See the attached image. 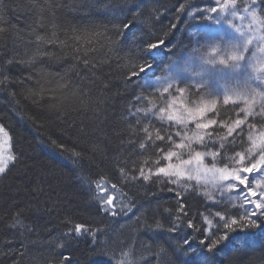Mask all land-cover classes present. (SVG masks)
<instances>
[{
  "label": "trees",
  "instance_id": "obj_1",
  "mask_svg": "<svg viewBox=\"0 0 264 264\" xmlns=\"http://www.w3.org/2000/svg\"><path fill=\"white\" fill-rule=\"evenodd\" d=\"M184 2L185 0H78L73 4L71 0H0V13L5 11L4 5L8 8V13L4 16L8 22V31L0 36V58L13 52L23 55L27 50L31 53L34 45L28 41L34 40V35L30 34V26H35L36 9L47 7L49 3L53 5L52 11L58 22L78 26L80 29L124 19L130 15L133 3L139 4L142 6L143 16L133 31L140 32L146 25H151L152 31L167 41L166 46L160 48L157 53L155 74L134 81L127 89L123 82L124 69L118 65L128 62L129 53L118 49L108 53L112 57L110 67L105 66V71L109 73L108 89L102 92L99 84L84 82L83 85L85 91L90 90L94 97H100L102 100L96 112L72 111L71 108L77 104L76 98L69 92L58 89L55 82L42 81L45 91L34 97L29 89L39 93L41 87L35 79L23 85L13 84L0 90V124L8 133L10 155L20 157L6 175L0 176V217L10 219L17 211H22L20 219L25 225L33 226L38 234L29 236L23 229L17 231L0 224V264H13L14 259L20 260L19 252H25L22 264H34V258L46 256L48 230H51V235H58L64 230L62 221L66 216H72L77 222L90 221L94 226L101 227L104 230L99 237L101 241L123 240L125 245L135 243L136 255H140L143 241L161 243L171 239L167 232L154 235L148 231L141 232L137 238L133 228L138 216L151 217L160 214L167 220L164 208L175 210L178 198L168 192L167 188L173 187L177 191L180 188L166 184L168 177L163 173L157 175L156 171L158 167H167L170 163L165 159L169 147L184 159L187 158L185 154L188 150L176 149L166 140L155 141V144L164 148V152L153 147L145 150L129 148L127 140L131 134L128 121L131 117L128 116L126 108L136 103L132 96L133 89L136 94L147 97L144 102L137 104V107L147 106L153 111V105L156 108L161 107L168 98L166 94L157 91L160 79L164 80L169 76L183 79V86H191V90L187 92L190 102H201L203 97L217 95L214 103L212 102V105L215 104V116L212 119H217L220 125L237 119V106L240 104L229 100L230 96H223L213 90L216 88L222 91L225 87L221 83L202 82L195 78V68L190 75L184 74L180 79L174 73L175 68L190 63L193 49L201 48L204 41L200 33L201 27L204 26L203 20L198 15L193 19V15L196 14L197 8H207L208 0H188L192 7L182 13L179 11V4ZM30 3L34 7L28 8L27 11L20 10L21 6L27 7ZM171 24L176 27L169 30ZM164 32H169V35L165 37ZM63 38L61 33V39ZM99 43L104 41L101 39ZM106 52L107 47H102L94 55L99 60L104 58ZM50 67L53 71L63 73L62 65L53 64ZM13 75L19 76L20 72L13 69ZM68 78L75 86H81L78 76L69 73ZM201 83L206 85L199 87ZM237 86L242 87V83ZM13 92L15 95L11 94ZM51 97H55L56 104H62L68 109L66 114H61L58 118L49 110L48 105L53 103ZM226 97L227 104L224 103ZM141 117L143 123L149 126L153 137L157 129L161 130V135L165 134L164 129L173 133L180 130V127L173 124L169 127L171 124L153 117L151 112L147 117L143 114ZM251 119L241 125L243 133H238L247 136ZM219 128L220 126L212 125L206 130L203 136L209 148L199 146L198 151L217 150L226 133ZM207 133H212L211 137ZM144 136L145 134L140 132L131 138L141 140ZM173 139L179 142L181 137L174 136ZM211 139H216V143H212ZM52 141L56 143L53 144ZM212 144L216 147H212ZM59 145H63V148ZM93 146H97L96 151H93ZM72 149L81 152L83 159L78 161L72 156ZM232 153L233 148L228 147L226 155ZM118 163L129 169L143 168L145 175H149L150 179L129 183L119 175ZM9 164L12 162L9 161ZM89 181L93 183L90 185ZM95 182L111 190V194L116 198L114 210L118 215L97 213L91 191L95 188ZM112 183L117 184L115 190L111 189ZM184 183L187 182L180 180V184ZM188 193L190 212L195 215L199 211L207 215L205 209L210 204L206 203L205 198L190 194L191 189ZM124 204H130L131 210L120 212L121 205ZM215 210L211 208V211ZM240 211L243 212L241 209ZM187 231L184 229L179 235L183 236ZM21 232L24 234L20 235ZM32 240L37 243L33 245ZM196 242L198 243V240ZM195 246L194 243L193 247ZM92 247L90 237H81L73 242L70 252L66 254L72 256L73 264H95L99 258L89 255ZM229 257L232 264H264V231L234 233L231 241L226 242V246L215 255L217 264Z\"/></svg>",
  "mask_w": 264,
  "mask_h": 264
},
{
  "label": "snow or ice",
  "instance_id": "obj_2",
  "mask_svg": "<svg viewBox=\"0 0 264 264\" xmlns=\"http://www.w3.org/2000/svg\"><path fill=\"white\" fill-rule=\"evenodd\" d=\"M71 2L74 4L78 0H71ZM31 7L34 5L30 3L27 7L21 6L20 10L27 11ZM191 7L188 0H185L184 3L179 4V11L183 13ZM4 8L5 11L0 13V36L5 35L8 31V22L4 19L8 13L7 5H4ZM52 8L53 5L49 3L47 7L41 6L36 9L35 26H30V34L34 35V40L28 41L29 44L34 45L30 54L26 50L23 55L13 52L11 55L0 58V90L7 89L13 84L23 85L35 79L41 87L39 93L29 89L30 94L34 97L45 91L41 84L42 81L55 82L58 89L69 92L72 97L76 98L77 104L71 108L72 111L96 112L102 100L100 97H94L90 90L85 91L83 85L84 82L99 84L102 92L108 89L109 73L105 71V66L110 67L112 60L108 53L117 49L126 50L129 53L128 62L118 65L124 69L123 82L126 89L132 86L134 81L146 79L150 74H155L158 64L157 53L160 48L166 46L167 41L152 31L151 25H146L140 32L133 31L140 17L143 16L141 5L133 3L130 15L124 19L92 25L87 29L58 22ZM221 12L226 15L221 16ZM240 12L245 15L239 16ZM204 13L215 14L206 17V19L216 23L227 22L235 33L239 34L232 35V39L236 43L230 45L231 54L221 56L218 61L220 65L230 69L234 76L243 77L242 92L238 95H241L246 105L240 109V112L245 116L225 125L227 136H232L237 129L243 132L241 125L246 124L248 117L255 115L264 118V64L253 63V60L259 61L264 58V0H239V3L238 0H215V6L203 10L197 8L193 19L197 15L200 18H205ZM236 18L247 20V28L236 26L234 24ZM175 27V24H171L169 30ZM36 29L43 31L38 32ZM227 31L228 29H225V32ZM250 32H259L260 34L250 35ZM61 33L63 39H61ZM168 35L169 32H164L165 37ZM101 39L104 41L102 44L99 43ZM102 47H107V52L103 59L98 60L94 54ZM201 48L204 51H201ZM201 48L193 49V53L190 55V59L192 56H198L201 61L200 71L195 75H211L218 70L215 66L217 64L216 57L222 51L220 44H205ZM53 64L62 65L63 73L51 70L50 66ZM13 69L19 71L20 75H13ZM222 70L219 69V71ZM69 73L80 78L81 86L77 87L73 84L72 80L68 78ZM164 84L166 86L158 91L171 96L173 103L178 98L177 94L182 97L184 93L191 90V86H183V79L177 80L172 76L165 77ZM202 86L203 84L199 85V87ZM11 94L15 95L14 92ZM132 96L136 103L126 108L128 116L131 117L128 121L131 135L127 140L130 149L145 150L148 147H153L164 152V148L155 144V141L166 140L176 149L188 150L187 158L184 159L169 147L165 159L171 161L173 157H177L179 163L158 167L156 171L157 175L163 173L165 177H168L166 184L176 185L180 188L179 191L173 187L167 188L168 192H172L178 198L175 210L164 208L167 220L160 214H154L151 217L138 216L136 226L133 228L137 238L141 232L148 231L154 235L167 232L171 239L161 243L143 241L140 255H136L135 243L125 245L123 240L101 241L99 237L104 232L101 227L94 226L90 221L77 222L72 216H66L62 221L64 230L58 235L53 236L51 230H48L47 255L34 258V264H73L72 256L66 253L70 252L73 242L81 237H90L93 247L89 255L99 258L95 264H150V262L151 264H217L216 253L226 246V242L231 241L234 233L250 230L264 231V130L251 131L256 129V123H248L249 146L243 151L234 150L236 140L242 139L238 133L231 140L225 137L226 143H221L216 151L201 152L193 148L192 145L196 143L208 149L209 145L204 142V136L195 131L189 136L186 129L189 122H194L195 129H208L218 123L215 119H208L207 123L197 119V116H204L205 108H184L187 116L168 114V121H174L176 125H183L184 129L176 130L174 133L164 129V135H161V130L157 129L156 135L153 137L149 126L143 123L141 114L147 117L151 112V115L156 117L157 113L148 109L147 106L137 107V104L147 99L146 96L136 94L134 89ZM257 98H259L258 103ZM50 99L53 100V103L48 105L50 111L54 112L58 118L61 114H66L68 109L64 105L56 104L55 97ZM224 103H228L227 97ZM166 111L167 109L164 107L159 108L161 114ZM160 119H164L163 115L160 116ZM140 132L145 134L143 139L131 138ZM0 133L8 135L2 124H0ZM207 135L211 137L212 133H207ZM174 136L181 137L179 142L173 139ZM52 143L55 144L56 141H52ZM121 143L123 144L124 141L122 140ZM59 146L63 148V145ZM228 146L233 147L231 156L226 155ZM2 147L3 145L0 144V149ZM212 147H216V145L212 144ZM96 150L97 146H93V151ZM71 152L78 161L83 159L81 152L75 149H72ZM206 155L211 157L208 164H205ZM19 159L20 157L15 154L5 158L3 152L0 151V176L6 175L11 170V166H14ZM9 161L12 162L11 165ZM218 165L220 166L218 167ZM117 170L119 175L129 183L150 179L149 175H145L143 168L129 169L118 163ZM182 178L188 182L195 181L196 183L195 185L180 184ZM91 183L93 182L89 181L90 185ZM209 184L215 190V195L207 189L206 186ZM116 188L117 184L112 183L111 189L115 190ZM189 189H191L190 194L205 197L210 202V206L205 209L207 215L199 211L195 215L190 212V205L187 202ZM91 191L98 214L101 212L112 216L119 214L114 210L116 198L111 194L109 188L95 182V188ZM225 192H234L239 201L232 210L223 206ZM211 208L216 210L211 211ZM240 209H243L242 213ZM130 210V204L121 205L120 212ZM21 215L22 211H17L10 219L0 217V224L17 231L23 229L29 236L38 235L33 226L23 223L20 219ZM184 229L188 230L187 233L180 236L179 233ZM24 232H21L20 235H23ZM31 243L35 245L37 241L32 240ZM194 243L195 247H193ZM25 249L27 250V246ZM118 251L119 255H117ZM18 254L20 260L14 259L13 264H22L25 252ZM219 264H232V262L229 257L225 261H219Z\"/></svg>",
  "mask_w": 264,
  "mask_h": 264
},
{
  "label": "rangeland",
  "instance_id": "obj_3",
  "mask_svg": "<svg viewBox=\"0 0 264 264\" xmlns=\"http://www.w3.org/2000/svg\"><path fill=\"white\" fill-rule=\"evenodd\" d=\"M238 3H239V0H238ZM207 5H208L207 8L210 6H215V0H208ZM214 15L215 14H213V13H204L205 18H202L204 26L201 27L200 33H202V35H203L202 39L204 40V41H202V45L211 44V43L220 44L222 51L216 57L217 64L215 66L216 69H218V70L215 71L214 73H212L211 75H207V74L203 75V76H197L195 74L194 75H195V78L200 79V81H202V82L207 81L210 83H221L225 87L222 89V91L218 90L216 88L213 90L218 92V93H222L223 96L224 95L230 96L229 100H232L235 103H237V102L240 103L237 106V118H244L245 114L240 112V109L246 107V105H245L244 100L242 99L241 95H238V93L242 92V87L237 86L238 83H240V84L242 83L243 78L234 76L231 73L230 69L225 68L223 65H220L218 63L221 56H226L228 54H231L232 49H231L230 45L232 43H236V41L232 39V35H239V34L235 33L234 29L227 22L216 23L215 21H210V20L206 19V17L214 16ZM220 15L224 16V15H226V13L221 12ZM243 15H245L243 12L239 13V16H243ZM234 24L238 27H242V28L246 29L247 25H248V21L236 18L234 20ZM254 27H256V26H254ZM225 29H228V31L225 32ZM249 34L250 35H259L260 33L259 32H250ZM201 50L204 51L203 48H201ZM189 61H190V63H188L187 65L185 64V65H182L181 67L175 68L176 72H174V73H176L178 75L179 79L181 77H184V74L190 75L192 73V70H194V68L197 69L196 72L200 71V69H198V68H200L201 61H200L198 56L192 57L191 60H189ZM253 63L264 64V58H261L259 61L253 60ZM208 67H211V66H208ZM186 69H187V71H186ZM219 69H223V70L219 71ZM250 71H251V69H250ZM228 83H230V84H228ZM157 84H158L157 91L162 89V87L166 86L164 84L163 79H160V82ZM201 84L206 85L205 83H201ZM158 92H160V91H158ZM177 95H178V98L176 99V101L174 103H173L172 97L168 96L166 102L163 105H161V107H164L167 109V111L165 113H163V114L159 113V108H161V107L153 108V111L155 110V112L157 113L156 118H158L161 121L160 116L163 115V117H164V119L162 120L163 122H168L171 125L172 124L176 125L174 121H168L167 120V115L170 113H174L176 116H180V115L187 116V112L184 111V108H193V109L205 108L206 111L204 113V116L203 117L197 116V119L200 122L207 123L208 119H210V118L212 119V117L215 116L214 111H213L215 104L212 105V102L214 103L215 99L217 98L216 97L217 95L211 96L209 98L203 97L204 99H202L201 102L200 101L199 102H194V101L190 102L187 92L184 93L182 97H180L179 94H177ZM258 102H259V98H257V103ZM252 117H248L247 121H249V119H251ZM215 120H217V119H215ZM256 120H258V121H256ZM231 122L232 121H230V122L228 121L227 123L224 122L223 124L220 125L219 121H218V123L214 125V127L220 126V128H222V129L219 128V130L226 132L224 136L227 137L228 140H231L233 137H236V134H238V131H240L238 129L236 132H234L232 134V136H227V127L225 125L230 124ZM252 122L256 123V129L251 130V131L264 130V118H261L260 116L254 115V117L251 119V123ZM176 126L180 127V130L184 129L183 125H176ZM186 130L188 131L189 136H191L193 131L198 132L200 135H203L207 129H195L194 122H189L187 124ZM242 133L239 132V136L242 137V139L238 138L236 140L235 147H234V149H238V151H243L245 148H247L249 146L248 140H247L249 133L247 134V136H244L245 134H242ZM205 136H206V134H205ZM211 141H212V143H216V139H211ZM9 143H10L9 137L5 136L3 133H0V144L3 145L2 149H0V151L3 152V155L5 158L8 155H10ZM220 143H226L225 138L223 140H221ZM193 145H195L193 148L198 150V147L200 145H198L196 143H193ZM228 147L233 148L232 146H228ZM201 152H208V151L203 149V151H201ZM187 155H188V153L185 154V157ZM231 155H233V153L229 154V156H231ZM210 161H211V157L206 155L205 156V164H208ZM178 163H179V159L177 157H173V159L170 161L169 164H178ZM219 166L220 165H218V167ZM257 179H259V177H257ZM181 180H184V182L191 183L193 185H195V183H196L195 181L188 182V181H186L185 178H182ZM206 187L209 191L213 192L214 195L216 194L215 190L212 189L210 184L207 185ZM205 201H206V203L210 204V202L207 201L206 198H205ZM238 203H239V201L237 200L236 194L234 192H225L224 193V196H223V206L224 207L227 206L229 209H231V208L235 207ZM241 210L243 211V209H241Z\"/></svg>",
  "mask_w": 264,
  "mask_h": 264
}]
</instances>
